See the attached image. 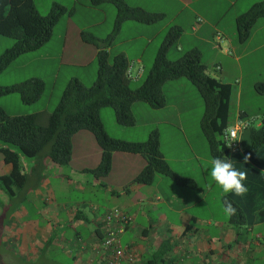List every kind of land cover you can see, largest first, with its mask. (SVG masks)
Returning <instances> with one entry per match:
<instances>
[{
	"label": "crops",
	"instance_id": "obj_1",
	"mask_svg": "<svg viewBox=\"0 0 264 264\" xmlns=\"http://www.w3.org/2000/svg\"><path fill=\"white\" fill-rule=\"evenodd\" d=\"M37 1L43 4L44 9L50 8L56 3L63 6L67 11L61 15L53 27L50 39L33 53L30 52L36 54L31 55L34 56L31 58L36 60L38 68L37 70L34 66L27 68L33 67L37 71L36 74L26 76L19 81L38 77L45 84V78L37 73H46L51 75L53 87L59 78L60 69L66 67L69 71L65 85L71 78H77L84 85H89L96 76L98 48L92 43L82 40L80 34L87 31L97 38L106 37L113 26L114 5L103 2L98 6H91L89 0ZM124 1L130 6H139L150 12L164 14L162 20L154 23L124 21L114 42L106 48L110 56L123 53L131 61L133 72L139 68L142 69L141 75L133 78L132 83L140 81L145 70L151 67L164 34L170 26L176 25L180 27L182 32L175 49L172 51L174 59L190 48H197L202 60L204 49L209 56L202 62L207 68L208 63H212V69L219 73V80L231 85V79L233 82L239 81L236 89L237 110L231 113L229 124L240 115L259 118L264 115V95L257 93L254 89L255 83L264 82V77L261 75L253 77L249 83L251 90L248 91L243 87L242 69L243 61L244 66L251 73L262 69L264 66V21L255 24L249 38L243 43L238 42L234 25L235 17L259 0H218V2L225 3V8L222 6L223 12L221 13L218 11L219 5L217 3L203 4L201 3L202 0ZM35 5L37 7L36 3ZM167 7L175 9L172 17L168 16ZM228 9H233V12L225 20L223 17ZM207 11L214 12L216 17H210L207 15ZM180 16L182 19L178 18ZM75 19L78 20V23L73 26ZM183 19L186 21L183 22ZM217 33L223 37L220 47L215 41ZM3 40L1 39L0 43L7 47L8 41ZM25 54L14 59L6 69L16 60L23 58ZM27 64L22 63L21 68ZM217 65L220 66L219 69L216 68ZM63 88L61 89L63 90ZM162 89L165 96L163 107L155 109L144 102H135L131 108L135 116V124L130 127L121 126V128L137 130L139 123L134 109L136 112L145 115L143 131L146 129L158 131L159 148L163 158L173 172L192 178L195 181V186L183 187L175 182L173 184L166 181L164 177L167 176L155 174L150 184L133 183L132 180L121 184L103 183L102 185L109 188L112 194L116 193L114 188L124 189V194L117 198L116 203L108 204L105 207L95 202L80 201L75 202L72 206H66L68 204L63 202L59 208L47 203V198H44L43 208L51 210L53 213L49 220L42 221V223L37 221L23 223L18 233L12 229V226L7 227V233L10 234L9 236L18 249L17 253L10 254L17 260V263L10 259L8 264H34L39 260L46 261L48 264H109V253H104L101 248L100 234L103 228V217L106 211L114 206L123 209L131 217L130 223L120 233L119 241L132 251L133 260L129 262L123 259L121 264H264V161H261L259 157L258 161L251 160L245 154V149L229 155V160L236 170L247 172V179L243 183L248 191L244 196H237L234 192H228L221 194V197L228 195L241 207L245 218L243 224L234 225L229 223V219L226 223L214 220L212 216H202L194 211L185 212V210H189L203 201L206 191L199 188L192 175L173 168L171 163H176V165L187 169L188 165L193 162L195 167L201 168L199 161L202 156L197 147L199 146L201 151L206 150L199 126L203 102L197 89L185 78L167 81L163 84ZM246 90L249 94V100L246 99L242 104L241 97ZM50 92L46 101L38 103L42 100L40 99L41 96L33 103L35 105L30 107L31 109L22 108L20 104L24 103L21 99L20 101L16 99L17 103L11 112L1 103L0 106L9 115L50 111L52 105L49 100ZM259 124L260 120L256 125ZM80 132L82 131L74 133L73 136L78 134L76 138H85L89 143L92 142L91 135ZM244 132L240 137V143ZM124 139L129 141L141 140V138ZM90 153L93 161L96 162L100 159V147L93 145L87 155L90 156ZM260 156L263 158L264 154ZM245 157H248L247 163L244 162ZM115 158L134 160L139 167L143 166L142 160H145L140 154L115 151L112 153L109 173L113 170ZM93 167L83 166L80 170L71 168L69 173L64 174L61 171L56 176L63 178L62 181L66 180L65 183L68 185L80 188L92 186L91 190L94 191L99 183L98 179L85 171V169ZM11 168L10 163L1 160L0 175L8 174ZM50 168L61 167L46 158L34 159L31 166L32 172L39 175ZM27 181L28 174L26 184ZM139 185L149 186L152 188L151 193L144 195L148 192L142 189V198L133 201L131 195ZM48 189V195L54 196L53 188L48 187ZM144 201L151 204L164 203L167 208L158 217L152 219L149 214L141 211V208H137L138 204ZM5 202H8L7 199ZM23 210L25 209L23 208ZM1 211L3 210L1 209ZM60 213L64 215L60 217ZM144 219L145 222H142ZM48 249L64 251L62 256L67 257L69 261H57L53 256L46 253Z\"/></svg>",
	"mask_w": 264,
	"mask_h": 264
},
{
	"label": "trees",
	"instance_id": "obj_2",
	"mask_svg": "<svg viewBox=\"0 0 264 264\" xmlns=\"http://www.w3.org/2000/svg\"><path fill=\"white\" fill-rule=\"evenodd\" d=\"M103 2L112 3L115 7L111 31L104 38H97L87 31L80 34L82 40L98 48L94 81L90 85H84L77 78L69 79L56 106L50 111L9 115L0 106V154L3 162L12 166L8 174L0 175V192L5 194L8 202L16 190L26 184L27 173L20 156L35 160L46 158L60 166H66L71 160L72 136L80 130L89 131L101 149L98 164L85 169L94 177L106 176L111 169L112 153L120 151L140 154L145 159V165L133 183L150 184L155 174H161L180 186L194 187L195 181L192 178L173 172L163 158L157 130H151L142 141L116 138L106 132L100 116V110L108 106L113 109L118 125L133 126L135 117L132 105L135 102H144L151 108L163 107V84L178 78L187 79L202 98L203 113L199 126L211 159H229L231 153L223 142L222 130L230 121L233 86L207 72V66L202 62L197 48L184 51L176 59L168 58L169 50L176 46L182 32L176 25L167 29L151 67L139 84L132 86L133 78L127 75L131 61L123 53L110 56L106 48L114 42L124 21L154 23L162 20L164 14L130 6L124 0H89L91 6H98ZM66 11L63 6L55 3L46 14H40L34 0H0V35L13 41L11 46L0 53V73L20 55L33 52L45 44L51 37L53 27ZM260 18H264V0L254 2L235 17L238 42L243 43L249 38ZM254 89L264 95V82L255 83ZM44 90L42 79L30 77L12 84L0 85V97L17 93L24 104H32L41 97ZM245 131L249 138V148L245 154L253 161H258V157L264 161V157L260 156L264 154V115L260 118L259 125L253 124ZM225 200L230 201L236 208V214L229 217V223L243 224L245 218L241 207L228 195L221 197L222 203ZM3 206L4 203H0V210ZM104 235L102 228L100 242Z\"/></svg>",
	"mask_w": 264,
	"mask_h": 264
},
{
	"label": "rangeland",
	"instance_id": "obj_3",
	"mask_svg": "<svg viewBox=\"0 0 264 264\" xmlns=\"http://www.w3.org/2000/svg\"><path fill=\"white\" fill-rule=\"evenodd\" d=\"M34 1L37 4V9L39 13L46 14L49 8L44 9L42 3H39L37 0H34ZM201 3L203 4L217 3L219 5V8H218L219 13L223 12V7L225 8V3L218 2V0H202ZM110 5H113V4L111 3ZM166 10H168L167 12H168L169 17H172L173 14L175 13V9H172L171 7H167ZM207 12H208L207 15H209L210 17H213V18L216 17L214 12H211V11H207ZM232 12H233V9H228V12L225 13V16L223 18L226 20ZM178 18L182 19V16ZM183 20H184L183 22L186 21V19H183ZM260 21H264V18H260L257 23H261ZM77 23H78L77 19L73 20V26H75ZM1 39H4L3 41H8V44L6 45L7 47H5V45L3 46V44L0 43V53L4 49L11 46L13 42L12 39L2 36V35H0V41ZM173 49H175V47H172L168 52L169 59H174L172 57ZM203 54L204 55H203L202 60L204 61L205 58L209 56V54L207 53V51H204V49H203ZM31 55H36V54H31L29 52L28 54H25L23 58H20L19 60H16L13 64H11V66L8 69L4 70L0 75V84L1 85L12 84L15 81H19L25 78L26 76H29L31 74H36L37 72L36 70L38 66L36 65V60L34 58H31L34 56H31ZM30 60L31 62H29ZM22 63L24 64L28 63V64L27 66L21 68ZM28 66H34L36 70L33 67L28 69L27 68ZM242 69H243V76H244L243 87H245L248 91L249 89L251 90V85H249V83L251 82L253 77L257 75L258 76L261 75L264 77V66L262 69L254 73L253 72L251 73L248 70V68L244 66V61H243ZM68 71L69 69L66 67H62L60 69L59 78L53 87L51 85L52 84L51 75L46 74V73L45 74L37 73L45 78L44 79L45 80V90H44V93L41 95L42 96L40 98L42 99L40 100L41 102H38V103H43L44 101H46V97L51 91L49 100L50 102H52V105L49 110H52L56 106L60 98V95H61V90H62L61 88H63V85H65ZM147 71L148 70H145L140 81L143 79ZM207 72L211 76H215L216 78H218L219 76V73L215 72L212 69L211 62L208 63ZM232 80L233 79H231L230 82L232 83V86L235 91L231 97L230 115L231 113H234L237 110V103H238L236 99V89L238 87L239 81L233 82ZM140 81L132 83V86L138 85ZM247 90L243 94V97H241L242 104L244 103V101H246V99L249 100V96H248L249 94ZM16 99L20 101L19 95L17 93H12V94L2 96V98L0 97V103L3 106H5L7 110L11 112L15 108L14 105L17 103ZM200 99L202 101L201 97ZM20 105L22 108L31 109L30 107H33V105L35 104L33 103L32 104H22L21 103ZM133 111L136 115L139 126L136 128L137 130H128V128H121V126H119L116 123L113 109L111 107H108V106L103 107L101 109V117H102L103 125H104L106 132L110 136L116 137V138H123V139L124 138H141V140L139 141L145 140L148 136V133L150 132L147 129L143 131V129L145 128L143 121L144 119H146V116L140 112H136L135 109ZM259 120L260 118L258 117V119H256V123L259 122ZM119 129H122V130H119ZM81 131L82 132L80 133H87L88 135H91L93 140L92 142L90 141L89 143V141H87L85 138H76L78 134L73 136L72 156H71L70 162L66 166H60L61 168H54V169L50 168L48 170H45L44 172H41V174L43 173L42 175L41 174L39 175V174H35L31 170V166H32L34 159L28 158L22 155L20 156L21 163L24 167V170L28 174L27 184L20 190H16L15 196L9 202L4 201L6 196L5 194L0 192V203L3 202L4 205H6V206H3L2 208L3 211L0 212V264H5L4 262L8 264L9 263L8 260L10 259H13V261L17 263V260L13 258V256L10 254L17 253L18 249L13 239L9 236L10 234L7 233V227L12 226V229H15L16 232L18 233L23 223L25 224L34 223L36 221L39 223H42V221L45 222V220H49L52 217L53 213L51 212V210H47L46 208H43L44 198L45 199L47 198L46 199L47 203L53 204L59 208H60L59 205L62 204L63 202H66L68 204L66 206H72L75 202H80V201L85 202V203L95 202L103 207L108 206V204L112 205L117 202V198L120 195L124 194V189L114 188L113 190H115L117 194L116 193L112 194L109 188H107L106 186H103L102 184L106 182H109L111 184H121V183L130 181V180H132L131 182H133L136 175L144 167L145 160H142L143 166L140 165L142 167H139V165L134 160H121L119 158H115L113 162L114 164H113L112 172H110L109 175L107 176L97 178L98 179L97 181L99 183L97 184L95 188L96 190L92 191L91 190L93 188L92 186H83V188L82 187L80 188V187L68 185L67 183H65L66 180L62 181L63 178H60V176H56L57 173L62 171L64 174H67L70 172L71 168L80 170L82 169L83 166H94L95 167L99 162V160L96 162L93 161L91 157V153H90V156L87 155V153L91 151V148L93 147V145L94 147H99L98 144H96L95 138L89 131L87 130H81ZM200 134L202 135V139L204 142V148L206 149L204 151H201L200 147L199 146L197 147V149L200 151V154L202 156L201 160L199 161L201 168L199 166L195 167V163L193 162L188 165L187 169L182 168L179 165H176V163H171L173 168H177V170L183 173H189L190 175H192L197 181L199 188H201L203 191H206L203 197V201H201L197 206L192 207L189 210H185V212L194 211V212L199 213L202 216H205V217L212 216L214 220H219V221L227 223L229 216L225 215V213L223 212V203L221 202V194H224V192L216 184V182L212 180L211 177L209 176V170L211 167L210 165L211 158L209 155V148H208L207 142L202 132H200ZM248 148H249V138H248L247 131H245L243 134L242 142H241V149L247 150ZM1 160H2V156L0 154V165H1ZM161 177H164V176H161ZM164 179L174 184V181L171 180L170 178L164 177ZM48 187L53 188L54 196L48 195V190H49ZM142 189H145L147 190L146 192H148V193H145L144 195H147V194L149 195L151 193L152 188H150L147 185H139L137 190H135L133 194L131 195L133 201L139 200V198H142V195H143ZM23 208L25 210H23ZM137 208L138 209L141 208V211L146 212L147 214H149V217L154 219L158 217L163 211H165L167 207L164 203L151 204L148 201H144L143 203L138 204ZM63 215H64L63 213H60V217ZM142 222H145V219ZM63 252L64 251H60L58 249H48L46 251V253L49 256H53L57 261H61V262L69 261L67 257L62 256ZM34 264H48V263L46 261L39 260L38 262Z\"/></svg>",
	"mask_w": 264,
	"mask_h": 264
},
{
	"label": "built area",
	"instance_id": "obj_4",
	"mask_svg": "<svg viewBox=\"0 0 264 264\" xmlns=\"http://www.w3.org/2000/svg\"><path fill=\"white\" fill-rule=\"evenodd\" d=\"M222 36L217 33L215 41L217 46L220 47L222 43ZM220 68L219 65L216 66ZM142 73L139 68L136 72L132 71V63L127 69V75L130 78H137ZM256 116H249L245 118L238 117L234 122L228 124L222 130L223 142L230 153H238L241 151L240 137L242 133L251 125H256ZM229 145H231L229 147ZM131 217L127 215L122 209L113 207L106 211L103 217V231L104 238L101 241V248L104 253H109V264H121L123 259L127 261L133 260V253L127 247L123 246L119 241V235L123 232L124 228L130 223Z\"/></svg>",
	"mask_w": 264,
	"mask_h": 264
},
{
	"label": "clouds",
	"instance_id": "obj_5",
	"mask_svg": "<svg viewBox=\"0 0 264 264\" xmlns=\"http://www.w3.org/2000/svg\"><path fill=\"white\" fill-rule=\"evenodd\" d=\"M231 145H229L230 147ZM248 157L244 162L247 163ZM209 176L223 190L224 193L234 192L237 196H244L248 188L243 183L247 179V172L236 170L228 158H212ZM223 212L231 217L236 214V208L230 201L223 202Z\"/></svg>",
	"mask_w": 264,
	"mask_h": 264
}]
</instances>
